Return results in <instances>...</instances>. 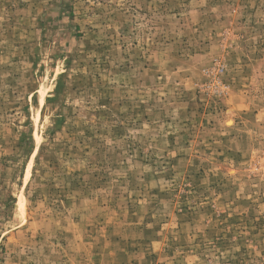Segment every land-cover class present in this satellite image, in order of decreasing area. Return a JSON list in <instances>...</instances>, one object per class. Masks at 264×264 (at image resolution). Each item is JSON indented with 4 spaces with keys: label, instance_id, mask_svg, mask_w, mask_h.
<instances>
[{
    "label": "rangeland",
    "instance_id": "rangeland-1",
    "mask_svg": "<svg viewBox=\"0 0 264 264\" xmlns=\"http://www.w3.org/2000/svg\"><path fill=\"white\" fill-rule=\"evenodd\" d=\"M0 264H264V0H0Z\"/></svg>",
    "mask_w": 264,
    "mask_h": 264
}]
</instances>
